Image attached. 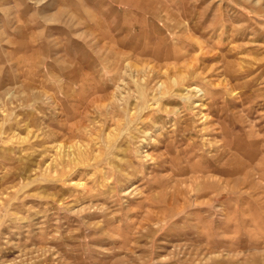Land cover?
<instances>
[{
	"label": "rangeland",
	"instance_id": "374dc122",
	"mask_svg": "<svg viewBox=\"0 0 264 264\" xmlns=\"http://www.w3.org/2000/svg\"><path fill=\"white\" fill-rule=\"evenodd\" d=\"M0 264H264V0H0Z\"/></svg>",
	"mask_w": 264,
	"mask_h": 264
}]
</instances>
